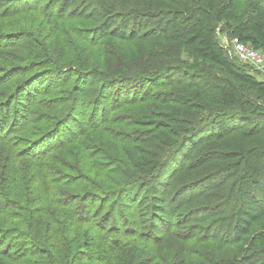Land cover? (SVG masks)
I'll return each mask as SVG.
<instances>
[{"label": "rangeland", "instance_id": "374dc122", "mask_svg": "<svg viewBox=\"0 0 264 264\" xmlns=\"http://www.w3.org/2000/svg\"><path fill=\"white\" fill-rule=\"evenodd\" d=\"M127 1L131 4V1L134 0ZM197 1L198 3L194 0H171L172 6L163 5L158 10H153L154 13L151 12V14L155 17H153L152 22H147L146 28H137L138 37L144 34L147 35L143 40V44H138L137 39L134 40L135 38L133 40L125 39L127 36L124 29H128V31L130 29L126 26L115 28L116 30L113 29L116 36L110 40L106 37L101 38L103 34L96 35L94 38L92 34L88 35L89 28L94 30L104 23L103 16L98 19L89 18L81 23L78 20L72 22L71 19L68 22H61L56 19L53 20L54 17L44 18L38 11H33V14L25 13L5 20L9 22L5 31L16 33L27 30L34 45L31 46L25 40L29 45L25 49H29L30 52L25 54L28 55L27 57L21 55V60L9 59V57L0 58L2 62L6 61L4 65L8 67L5 71V77L0 73V75H3L0 78L2 80L0 81V163L2 164L6 155H12L17 157L19 163L27 162L35 166L33 173H31L34 176L38 169L37 166L43 165L40 163L51 162L52 157L45 156L46 148L43 149L44 152H38L36 158L29 155L33 153V144H37L36 142L44 138V131H53L56 124L47 127L45 125L47 121L41 126L34 123L28 124L29 120L32 122L38 117H45L48 123H51L50 118L55 119L54 121L57 122L59 119L64 120L66 114H69L65 123L67 125L65 132L68 135L78 134L76 140L68 143L63 148L62 158H60V153L57 154L60 163L57 167H54L55 173L51 176L46 175V172L42 175L39 173L40 176L31 177L32 180L27 181V184H25L20 175H14L15 178L12 179L11 183L12 187L8 189L9 199L0 191V195L3 196V198H0V202L4 200L5 203L9 201L16 205L15 209L12 206L7 207L6 215L12 214V217L15 218V211H18V214H23L21 209H26L33 203L35 207L32 208V211L34 209V216L43 219H50L48 213L54 208H57V211L62 210L64 213H70L73 210L75 214H79L81 207L82 210L100 212L99 215L104 217L105 213L111 208L110 205H112L115 210H122L123 220L130 222L136 218V212L131 207L124 206V198L121 195L123 192L120 189L124 185V179H129L131 175H135L137 170L132 154L136 151L148 156L153 154L154 156L147 157L159 160V153L163 152L164 154L162 153L160 159L163 165L155 171L154 177L156 178L168 168L166 161L170 160V156L174 155L179 159V164L173 168L169 176L166 186L168 190L163 189L165 202L170 203L176 187L180 189L184 185H190L189 188L193 191L192 196L182 197L184 200H190L188 204L192 205L185 208L186 211H189V207L197 204L212 191L226 189L230 192L234 184L239 186L240 183L239 191L232 189L235 193L241 194L238 199L231 202L241 207L240 222L236 225V234L241 236V233L244 235L250 231L254 224L257 225L256 220H260V224L257 226H264V134L256 136L249 133L244 134L246 128L249 127V122L243 125L242 117L237 122V133L230 131L221 137L212 136L209 139L200 141L197 139L195 141L196 137L191 134L193 127L190 128L188 134L180 129L182 127L180 121L175 124L173 121L161 120V124H155L157 127L148 126L149 128L142 129L144 134H146V130L152 129L153 131L152 135L149 136L152 140L147 139V143L155 141V135L160 131L163 132V134H160L161 139H156L159 148L153 147L155 144L151 148L152 143L149 145L143 143L142 145L146 144L144 147L137 148L141 133L135 134V131H141V128L145 127V124L138 121V117L150 115V111L157 101H167L168 99H165V97L169 96L170 98L179 92H185L192 88L199 89L201 93L210 94L215 93L213 89L217 85L224 88L227 93L234 94L238 99H242L240 103L244 101L253 103L250 104L252 108L247 107L245 113L255 112V114H258L264 112L263 96L256 90L240 84L239 81L228 76L224 70L212 66L207 61L195 65L190 47L182 44L183 37H178V30L181 32L182 29L191 25L195 20H202L208 28L214 30V37L223 49L232 51L234 38L231 37L230 32L234 28L245 24L252 6L255 3L264 6V0ZM7 2L9 0H0V13L5 12L2 7H7ZM103 5L100 3L95 6L94 2L91 6L89 2L92 13L94 10L99 13ZM58 6L60 4H57ZM67 10L68 13L71 12L72 16L76 17L72 3L67 2ZM146 11V9L143 10V12ZM170 12H173L174 15ZM81 18H83V15H81ZM167 19H169L168 22L171 21L172 23H168ZM23 24L26 25V29H20ZM80 28H87V30L82 29V31ZM107 29L104 28L103 31L105 32ZM130 30H132V27ZM85 36L95 41L87 44ZM38 37H41V39L39 40ZM169 37L174 38L167 39ZM79 38L83 39L80 41ZM157 39H162L164 42L160 40L161 42H157L159 45H155ZM174 39L175 41H173ZM105 42L115 44L116 59L105 53L102 56L100 53L101 44ZM172 43L175 47H179L180 55L177 63L180 72L156 80L158 73L151 71L148 75L155 77L152 78L149 84L142 83L139 85L133 83L128 88L129 90L122 89V95H117L119 89L116 85H111L110 88L102 87V73L97 70L109 71L106 69L107 64L126 63L136 56L135 64L145 65L146 61L140 62L142 61L141 48L155 51L160 46L166 47ZM41 46L43 49L48 48L50 53H44L37 49ZM105 46L107 47L105 49H109V45ZM23 58L28 60L25 61ZM248 65L251 66L254 77L264 82V68L252 64ZM12 68L15 72L10 73L9 69ZM25 69L30 70V72L25 71ZM16 72L19 75H13ZM62 72L65 73V77L59 74ZM46 73L54 74H50L47 78ZM110 73L116 76L113 79L121 80L118 75L119 71L111 70ZM163 76L165 74L159 73V77ZM116 82L117 80H114L113 83ZM29 83V87L33 91L32 99L29 101V98L24 101L20 99L23 94L20 90ZM148 87L151 90L146 91L145 89ZM144 94H147V97H144ZM151 94L155 95L151 96ZM116 96L117 100H115ZM35 97L38 106L34 105ZM66 100L70 101L71 104L75 102L74 109H71L70 106L66 109ZM114 101L117 103H114ZM49 103H51L50 108H43L44 105L48 106ZM96 103L104 105L105 109L102 110L101 108V118L106 115H108V118L103 120L104 129L92 130L90 116ZM6 111H10L12 115L9 118L10 124L8 127L10 129L7 132H5L2 116ZM85 122L86 124H83L85 132L81 133V124ZM19 124L21 126H18ZM19 127L20 130L16 132ZM110 133H114L116 136H112ZM173 141H177V144L169 145ZM40 146H43V144H40ZM152 149L154 152L150 153ZM189 166L192 168L188 172ZM181 172L183 176L179 177L178 175ZM140 175L146 182L154 186L157 185L156 187L159 186L157 181H153L147 175ZM124 176L125 178H123ZM43 182L49 187L46 188ZM85 197L89 199L85 201ZM146 202H141L140 206L143 207ZM136 203L130 204L133 208H137ZM166 205L169 206V204ZM177 205H184V203L179 200L176 202V207ZM102 207L105 208L102 209ZM44 208L47 209V212L44 211ZM173 209L172 206V212ZM226 216H229V214H226ZM103 217L99 221L104 219ZM196 218H201V216ZM4 219L0 215V221ZM142 219V217L139 218V221H145ZM185 221H188V223L186 224ZM6 222L8 221L6 220ZM6 222H0L1 230L7 227L5 226ZM172 224L173 227L170 228L168 226L162 227V224L159 226L162 227V232L165 235L169 232L191 234L193 231H186L185 228L191 230L199 228L198 222H189L187 218L179 224L177 222ZM140 227L142 225L136 226L137 229ZM242 228L243 230H241ZM196 232L194 230V233ZM165 239L167 237H158L155 239V243L161 244ZM215 241L210 240L198 247L200 250L211 249L212 247L216 249L217 242ZM117 243H121L123 246L120 251H116V255L128 253L132 250V247L145 254L157 251L153 242L144 244L135 239L133 242L129 238L115 236L107 241L106 249L109 250V248L115 247ZM235 248L236 244L233 242L222 249V254L229 258L234 254ZM96 252L100 256L108 254L107 252L101 253L99 250ZM72 262H75V260L73 259Z\"/></svg>", "mask_w": 264, "mask_h": 264}, {"label": "trees", "instance_id": "16d2710c", "mask_svg": "<svg viewBox=\"0 0 264 264\" xmlns=\"http://www.w3.org/2000/svg\"><path fill=\"white\" fill-rule=\"evenodd\" d=\"M194 1L198 3L197 0ZM67 2L72 3L73 12L77 18L72 16L71 12H67ZM89 2L91 6L94 2L95 6L100 3L104 5L99 13L95 10L92 13ZM57 4H60V6L57 7ZM172 4L171 0H134L131 1V4L127 0H9L7 7H2L5 12L0 13V58L9 57V59L21 60V55L27 57L28 55L25 54L30 52L29 49H25V47L29 46L26 41L31 46L34 45L32 37H29L31 35H28L27 30L16 33L5 31L7 25H9V22L5 20L14 18L17 15L33 14V11H38L44 18L54 17L53 20L56 19L61 22H68L71 19L72 22L78 20L80 23L85 22L83 20L87 21L89 18L98 19L103 16L104 23L94 30L89 28L88 35L92 34L94 38L96 35L103 34L101 38L106 37L110 40L116 36L115 28L126 26V28L130 27V29L132 27V30L124 29L127 36L125 39L133 40L135 38L134 40L137 39L136 42L138 44H143V40L147 35L144 34L138 37L137 28H146V23L152 22L153 17H155L151 14L153 10H158L163 5L172 6ZM144 9L147 11L143 12ZM88 10L89 12H87ZM170 13L174 15L173 12ZM81 15H83V18H81ZM169 19H167V22ZM168 23L172 22L169 21ZM25 27L26 25L23 24L20 29H26ZM104 28L108 29L104 32ZM80 29L87 30V28ZM230 33L231 37L264 54V6L255 3L251 8L246 23L234 28ZM179 36L183 37L182 44L190 47L195 65H199L202 61H207L212 66L224 70L228 76L239 81L240 84L256 90L264 97V82L254 77L250 65L230 57L228 52L216 41L214 30L208 28L202 20H195L191 25L182 29L181 32L178 30ZM84 38L87 44L95 41L94 39L90 40L86 36ZM173 38L169 37L167 39ZM38 39L40 40L41 37H38ZM82 39L79 38L80 41ZM160 40L163 41L162 39H157L155 45H159L157 42H161ZM72 42L75 43L74 41ZM105 45H109V49H105L107 48ZM37 49L44 53H50L48 48L43 49L42 46ZM158 49L155 51L148 48L140 49V56L142 57L140 62L146 61L145 65L135 64L136 56L126 63L107 64L106 69L109 71L102 72L97 70L102 73V87L110 88L111 85H116L119 89L117 90V95H122V89L129 90L128 88L133 83L139 85L142 83L149 84L152 78L155 77L148 75L151 71L158 73L156 80L165 78L166 75L169 77L170 74L178 72L179 47H175L172 43L166 47L160 46ZM114 50L115 44L113 42L101 44L100 53L102 56L105 53L116 59L117 55ZM21 51L23 52L22 54ZM147 58L149 59L146 60ZM1 59L0 73L5 77V71L8 67L4 65L6 61L2 62ZM23 60L26 61L28 59L23 58ZM13 69H9V72H15ZM111 70L119 71L118 75L121 80L113 79L116 76L111 75ZM25 71L30 72L28 69H25ZM159 73L165 74V76L159 77ZM50 74L54 73H46L47 78H49ZM59 74H62L61 76L63 77L66 76L64 72ZM3 75H0V78ZM13 75L19 74L16 72ZM114 80H117V82L113 83ZM0 81L2 80L0 79ZM29 85L30 83L24 85L23 89L20 90L21 94H24H22L20 99L24 101L29 98V101L32 99L33 91H31ZM149 89L151 90L150 87L145 90L148 91ZM213 90L215 93L206 94L201 93L199 89L192 88L185 92H179L170 98L169 96H167L168 98L165 97V99H168L167 101L165 99V101H157L152 107L150 115L138 117V121L145 124V127H142L141 131H135V134L141 133L137 148H142L150 143H152L151 148L154 146L159 148L156 139H161L160 134H163V132L160 131L155 135V141L147 143V139L152 140L149 136L152 135L153 131L149 129L144 134L142 129L149 128L148 126L157 127L155 124H161V120L173 121L175 124L180 121L182 125L180 129L188 134L190 133V128L193 127L192 131L194 133L192 132L191 134L196 137L195 141L196 139L198 141L206 140L212 136L221 137L230 131L237 133V122L240 117L243 118V125L249 122V127L246 128L244 134L249 133L253 136L264 134V112L258 114H255V112H250L251 114L245 113L247 107L252 108L250 104L253 103L250 101L240 103L242 99H238L234 94L227 93L224 88H220L217 85ZM153 95L155 94H151V96ZM143 96L147 97V94ZM34 99V105L38 106L36 97ZM115 100H117V96ZM114 103L117 102L114 101ZM74 104L75 102L71 104L70 101H65L66 109L69 106L74 109ZM101 105V103H96L91 113L90 122L92 124L90 126L93 127L92 130L104 129L103 120L108 118V115L101 118V108L102 110L105 109L104 105L102 107ZM45 107L50 108L51 103L48 106L44 105L43 108ZM2 116L5 132H7L10 129L8 125L10 124L9 118L12 115L10 111H6ZM67 116L69 117V114H66L64 120L59 119L57 122L54 121L55 119L50 118L51 123H48L45 117H38L32 122L31 120L28 121V124L34 123L41 126L47 121L45 123L47 127L56 124L53 131L45 130L44 138L36 142L37 144H33V153L29 155L30 157H38V152H44L43 149L45 148L47 149L45 156L52 157L50 163H40L43 165L37 166L38 169L34 176H40L39 173L42 175L45 172L46 175L50 176L54 174V167L58 166L60 158L64 154L63 148L68 143L76 140L78 134L68 135L65 132L67 130V125L65 124L68 120ZM83 124L85 125L86 122L81 124V133L85 132ZM18 126L21 125L19 124ZM19 130L20 127L16 132ZM110 135L116 136L114 133H110ZM143 143L146 144L142 145ZM40 144H43V146H40ZM175 144H177V141H173L169 145ZM152 152H154L153 149L150 150V153ZM58 153L61 155L60 158L57 156ZM162 153H159V160L148 158L154 156L153 154L148 156L140 154L138 151L132 154L137 170L135 175H131L129 179H124V185L120 189L123 192L121 195L124 198V206L131 207L136 212V218L130 222L123 220L122 210L118 209L117 211L112 205H110L111 208L105 213L104 217L99 215L100 212L82 210L81 207L79 214H75L73 210L70 213L66 212V214L62 210L57 211V208H54L48 213L50 219H43L34 216V209L32 211L34 205L31 203L28 208L21 209L23 214H18V211H15V218H13L12 214L6 215V208L12 206L15 209V203L9 201L5 203L2 200L0 202V215L5 219L0 222L4 223L6 220L8 222L5 223L6 228L0 229V264H264V226H257L260 224V220H256L255 223L257 225L255 226L254 224L253 228L244 235H242L243 233H241V236L236 234V225L240 222L241 207L231 202L241 196L240 193H235L234 191L240 190V183L238 182L239 186L234 184L232 186L234 190L231 189L230 192L226 189L212 191L197 204L189 207V211H186L187 209L185 208L192 204H188L190 200H184L182 197L192 196L193 191L190 190V185H186L187 187L184 185L185 187L182 186L180 189L176 187L172 199H170L171 201L169 200L170 203L164 201V190L173 168L179 164V159L174 155L170 156V160L166 161L168 166L166 171H163L158 178L154 177L155 171L163 165L160 162ZM165 155L167 156V154ZM34 168L35 166L27 162L19 163L17 157L6 155L2 164L0 163V191L9 199L8 189L12 187L11 183L12 179L15 178L14 175H20L24 179L25 184H27V181L30 182L32 180L31 177H34L31 175ZM191 168L189 166L187 171L191 170ZM140 174L147 175L148 178L157 181L159 186L156 187L157 185L154 186L146 182ZM178 176L182 177V172ZM43 184L45 185V182ZM48 187L47 185L46 188ZM0 198H3V196L0 195ZM88 199V197H85V201ZM179 200L183 201L184 205H177L176 207V202ZM141 202H146V204L142 207L140 206ZM130 203H136L137 208H133ZM166 204H169V206ZM172 206L175 209H173V212ZM104 208L102 207V209ZM44 211L47 212V209L44 208ZM226 214H229V216H226ZM197 216H201V218H196ZM102 217L104 219L99 221ZM141 217L145 221H139ZM185 218L192 223L198 222L199 228L193 230L185 228L186 231H193L191 234L169 232L165 235L162 232V227H173L172 223L177 222L179 224ZM185 222L186 224L188 223V221ZM160 224H162V227L159 226ZM138 225H142V227L137 229L136 226ZM142 229L144 230L143 233ZM194 230L197 232L194 233ZM113 236L129 238L133 242L135 239L144 244L153 242L157 251L145 254L130 245L132 247L130 252L116 255V251H120L123 246L121 243H117L115 247H111L109 250L106 249L107 241ZM158 237H167V239L163 240L161 244H157L155 239ZM210 240H216V249L213 247L206 250L199 249L198 246L200 244ZM233 242L236 244L235 252L228 258L222 254V249ZM97 250L108 254L106 256L97 255ZM73 259L75 262H72Z\"/></svg>", "mask_w": 264, "mask_h": 264}, {"label": "built area", "instance_id": "2783aa9c", "mask_svg": "<svg viewBox=\"0 0 264 264\" xmlns=\"http://www.w3.org/2000/svg\"><path fill=\"white\" fill-rule=\"evenodd\" d=\"M232 58L247 64H252L259 68H264V54L254 48L245 45L238 39L234 38L232 51L227 50Z\"/></svg>", "mask_w": 264, "mask_h": 264}]
</instances>
